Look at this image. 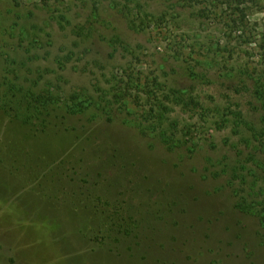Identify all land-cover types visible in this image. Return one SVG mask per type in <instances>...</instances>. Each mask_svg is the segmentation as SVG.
I'll return each mask as SVG.
<instances>
[{
	"label": "rangeland",
	"instance_id": "obj_1",
	"mask_svg": "<svg viewBox=\"0 0 264 264\" xmlns=\"http://www.w3.org/2000/svg\"><path fill=\"white\" fill-rule=\"evenodd\" d=\"M0 264H264V0H0Z\"/></svg>",
	"mask_w": 264,
	"mask_h": 264
},
{
	"label": "trees",
	"instance_id": "obj_2",
	"mask_svg": "<svg viewBox=\"0 0 264 264\" xmlns=\"http://www.w3.org/2000/svg\"><path fill=\"white\" fill-rule=\"evenodd\" d=\"M30 98H31V102L33 104V108H39V109H42V108H47V105H48V98L44 95H40V96H37V97H33L32 95H30Z\"/></svg>",
	"mask_w": 264,
	"mask_h": 264
}]
</instances>
